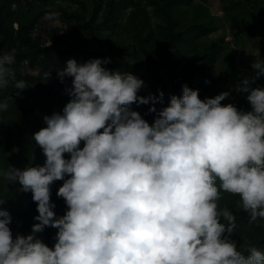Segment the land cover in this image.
Here are the masks:
<instances>
[{"label": "clouds", "instance_id": "clouds-1", "mask_svg": "<svg viewBox=\"0 0 264 264\" xmlns=\"http://www.w3.org/2000/svg\"><path fill=\"white\" fill-rule=\"evenodd\" d=\"M107 62H66L58 77L73 78L71 99L32 137L44 165L0 170L31 192L38 212L32 234L13 238L11 216L0 207V264H264L256 247L247 257L238 250L230 239L236 216L219 205L223 193L239 196L250 224L264 220V88L251 87L264 76V60L238 87L251 111L222 104L228 92L201 100L184 85L152 124L129 106L154 105L163 92L139 96L145 82L107 70ZM14 63L13 54L0 55V88L12 80L20 96L27 85L16 80ZM8 106L0 102V111ZM55 181H63L56 195L67 206L59 217ZM46 227L57 229L52 247L36 237Z\"/></svg>", "mask_w": 264, "mask_h": 264}, {"label": "rangeland", "instance_id": "rangeland-1", "mask_svg": "<svg viewBox=\"0 0 264 264\" xmlns=\"http://www.w3.org/2000/svg\"><path fill=\"white\" fill-rule=\"evenodd\" d=\"M49 12L59 14L57 22L44 19ZM72 47L102 50L112 60L136 63L135 76L145 82L138 95L159 97L163 92L154 105L129 106L149 124L172 96L182 97L184 85L198 90L201 100L228 92L221 103L248 112L252 108L247 93L238 87L245 78L256 76L252 64L264 60V0H11L0 23V55H14L15 78L24 80L27 88L20 96L15 95L12 80L0 88V102L7 100L9 105L0 111V170L44 165L46 157L32 137L46 127L45 116L62 113L71 99V87L63 85L58 71L64 61L76 58H52L45 68L43 57ZM251 87L264 88V76ZM153 106L157 111L149 112ZM14 147L19 151L13 152ZM62 184L55 181L50 186L57 217L67 210L56 195ZM222 196L220 207L236 216L238 229L230 239L238 250L255 240L256 248L264 252V220L250 224L239 196ZM0 199L6 201L0 207L11 216L13 238L32 234L38 212L31 192L0 176ZM56 232L46 227L36 237L52 247Z\"/></svg>", "mask_w": 264, "mask_h": 264}, {"label": "trees", "instance_id": "trees-1", "mask_svg": "<svg viewBox=\"0 0 264 264\" xmlns=\"http://www.w3.org/2000/svg\"><path fill=\"white\" fill-rule=\"evenodd\" d=\"M10 4H11V0H2L1 5H0V23L4 20L5 16L9 13ZM171 42H172V39H171ZM64 55L66 59H69L70 57L76 58L78 64L88 62L89 60H92V59H101L102 61L107 59L109 62L102 63V67L106 68L109 71L130 72L131 74L135 75L138 69V65L136 63L130 64L128 62H123L121 60H112L106 57L102 50L88 51V50H83L77 47H72L64 51L55 50V51L48 53L47 56L43 57V60L46 62L45 68L49 67V64L52 58H55V60H59ZM64 67H66L65 61L61 65L62 69ZM63 85H65L66 87L68 86L72 87L71 77H65L63 79ZM258 244H259V241H255V240L249 241L248 243H245L243 245L244 249L240 251L242 252L244 256H247L250 253L247 248L256 247L258 246Z\"/></svg>", "mask_w": 264, "mask_h": 264}]
</instances>
